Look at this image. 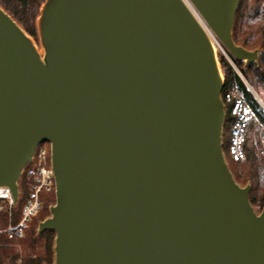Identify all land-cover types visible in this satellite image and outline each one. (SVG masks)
I'll return each mask as SVG.
<instances>
[{
	"label": "water",
	"instance_id": "water-1",
	"mask_svg": "<svg viewBox=\"0 0 264 264\" xmlns=\"http://www.w3.org/2000/svg\"><path fill=\"white\" fill-rule=\"evenodd\" d=\"M232 57L241 0H189ZM43 55L0 6V187L48 142L52 264H264V205L224 160L223 77L182 0H44Z\"/></svg>",
	"mask_w": 264,
	"mask_h": 264
},
{
	"label": "trees",
	"instance_id": "trees-1",
	"mask_svg": "<svg viewBox=\"0 0 264 264\" xmlns=\"http://www.w3.org/2000/svg\"><path fill=\"white\" fill-rule=\"evenodd\" d=\"M43 1L0 0V6L33 38L37 32L35 20ZM234 16L231 30L234 43L248 50L257 49L259 54L256 62L249 64L238 62L230 55L232 63L252 88L264 92V0H241ZM219 62L225 82L221 91L225 114L222 124L221 146L226 162L227 158L230 159L228 152L231 127L234 122V116L231 113L232 102H227L225 97L226 89L234 88L246 99L261 125H264V113H261L257 101L240 80L229 61L220 55ZM254 127V121H251L247 127L245 158L238 162L232 160L234 164L229 165V169L237 182L241 184L249 182L248 198L252 207H262L264 205V158L255 156V147L252 145ZM19 183L23 196H25L27 192L25 184L22 179ZM23 201L21 198L15 213L12 209L10 216L6 208L0 210V264H16L17 260L20 261V264H51L54 259L55 232L50 230L37 232L36 218L24 229L21 238L9 239L2 232L9 222L14 224L19 221ZM52 202L54 200L47 199L45 201L43 209L38 213L39 219L43 220L49 216L46 207Z\"/></svg>",
	"mask_w": 264,
	"mask_h": 264
},
{
	"label": "built area",
	"instance_id": "built-area-1",
	"mask_svg": "<svg viewBox=\"0 0 264 264\" xmlns=\"http://www.w3.org/2000/svg\"><path fill=\"white\" fill-rule=\"evenodd\" d=\"M231 65L236 71V66L232 62ZM224 84L225 82H223V88ZM225 97L227 102H232L231 113L234 116L228 152L230 160L238 162L245 158L247 127L251 121L255 122L252 132V145L255 147V156L264 158V125L259 123L246 99L237 90L230 87L227 88ZM21 179L27 191L25 196H23L19 183ZM17 183L18 193L16 200L12 199L11 192L7 186L0 187V210L6 208L9 216L21 198L24 200L19 221L14 224L9 222L6 228L2 230L9 239L22 237L24 229L28 227V224L44 204L41 195L55 193L51 150L48 142L36 144L30 159L22 166Z\"/></svg>",
	"mask_w": 264,
	"mask_h": 264
},
{
	"label": "rangeland",
	"instance_id": "rangeland-1",
	"mask_svg": "<svg viewBox=\"0 0 264 264\" xmlns=\"http://www.w3.org/2000/svg\"><path fill=\"white\" fill-rule=\"evenodd\" d=\"M183 1H185V3H187V1L190 3V5L192 6V3L189 1V0H183ZM187 6H188V4H187ZM191 6H189L188 8L190 9V11L192 12V14L194 15V17H197V19L199 20V22L201 23V25L203 26V28H204V30H205V32L206 33H208V35L210 36V38L212 37V39L214 40V45H215V48L217 49V51H216V55H217V61H218V65L220 66V69H221V65H220V62H219V56L220 55H222L227 61H229V63L231 64V62H232V60H231V57H230V53H229V51H227V49H225L224 47H223V45L221 44V42L219 41V39L217 38V36L214 34V33H212V31H210V29H209V27L207 26V24L204 22V20L199 16V14L197 13V11L195 10V8H194V6H192V8H191ZM197 14H196V13ZM31 39H32V41H33V43H34V45H35V47H36V49H37V51H38V49H41V56L43 55V48H42V46H41V44H40V41H39V37L37 36V32H36V36L35 37H31V36H29ZM39 53V52H38ZM40 54V53H39ZM235 71V70H234ZM236 73H237V75H238V77L240 78V80L244 83V85H246V87H247V89L250 91V93H251V95H252V97H254L255 98V100L257 101V104H258V106H259V109H260V111H261V113H264V92L261 90H256V89H254V88H252L251 87V85L244 79V77H243V75L240 73V71L238 70V68L236 67V71H235ZM221 74H222V77L224 78V75H223V73H222V70H221ZM245 81V82H244ZM226 162L228 163V167H229V165H231V164H234V162H232V160H230V159H226ZM239 183V182H238ZM241 186H246L247 184H249V182H247L246 184H241V183H239ZM41 199L44 201L43 203L45 204V201L47 200V199H50L51 201H53L54 200V202H52V203H50V204H48L47 205V207H46V212H47V215H49L50 216V212H49V208L51 207V206H53L54 205V203H55V199H54V192L53 193H50V194H42L41 195ZM44 204L40 207V209L38 210V212L35 214V216L33 217V219H37V223H36V227L38 226V223L42 220V219H39L40 218V216L38 215V213L41 211V209H43V207H44ZM18 205V204H17ZM16 205V206H17ZM23 205V204H22ZM263 207V206H262ZM262 207H258V206H253V209L255 210V212L257 213V214H259L262 210ZM15 210H16V207H14V209H13V212L15 213ZM48 217V216H47ZM32 219V220H33ZM31 223V222H30ZM29 223V224H30ZM29 224H28V226H29ZM37 231V230H36ZM54 260V259H53ZM52 263H53V261H52ZM51 263V264H52ZM16 264H20V261L19 260H17L16 261Z\"/></svg>",
	"mask_w": 264,
	"mask_h": 264
},
{
	"label": "bare ground",
	"instance_id": "bare-ground-1",
	"mask_svg": "<svg viewBox=\"0 0 264 264\" xmlns=\"http://www.w3.org/2000/svg\"><path fill=\"white\" fill-rule=\"evenodd\" d=\"M183 1V0H182ZM187 1V0H186ZM185 2V1H184ZM191 2V1H190ZM192 3V2H191ZM186 4V6H187V4H188V6L187 7H189V6H191L190 5V3L187 1V3H185ZM192 6H194L193 4H192ZM192 6H191V8H192ZM194 8H195V6H194ZM189 9V8H188ZM190 10V9H189ZM195 10L197 11V9L195 8ZM191 12V11H190ZM192 13V12H191ZM196 13V12H195ZM197 13H198V11H197ZM196 13V14H197ZM199 14V13H198ZM193 15V14H192ZM194 16V15H193ZM199 16H200V14H199ZM198 17V16H197ZM196 17V18H197ZM201 17V16H200ZM202 18V17H201ZM203 19V18H202ZM198 20V19H197ZM204 20V19H203ZM199 21V20H198ZM205 22V21H204ZM200 23V22H199ZM201 24V23H200ZM202 26V25H201ZM203 27V26H202ZM204 29V28H203ZM205 31V30H204ZM206 33V32H205ZM213 33V32H212ZM215 34V33H214ZM207 35H208V33H207ZM208 37H209V39H210V42H212V45H213V48L215 49V51H217V49L215 48V45H214V40L212 39V37L210 38V36L208 35ZM38 52L40 53V54H42L41 53V49H38Z\"/></svg>",
	"mask_w": 264,
	"mask_h": 264
}]
</instances>
